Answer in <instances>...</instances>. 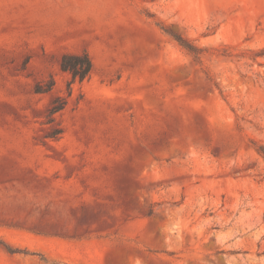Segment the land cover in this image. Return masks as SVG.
<instances>
[{"label":"rangeland","instance_id":"374dc122","mask_svg":"<svg viewBox=\"0 0 264 264\" xmlns=\"http://www.w3.org/2000/svg\"><path fill=\"white\" fill-rule=\"evenodd\" d=\"M260 146L264 0H0V264H264Z\"/></svg>","mask_w":264,"mask_h":264},{"label":"trees","instance_id":"16d2710c","mask_svg":"<svg viewBox=\"0 0 264 264\" xmlns=\"http://www.w3.org/2000/svg\"><path fill=\"white\" fill-rule=\"evenodd\" d=\"M160 29L169 35L173 40H175L182 48H184L187 52H189L194 58L198 59L200 54L202 53V48L194 45L191 41H189L186 37H184L181 33L172 30L168 26L162 25ZM60 67L62 70L67 71L71 80L70 83L75 80L81 82L85 79L91 70L92 64L91 60L87 53L83 52L80 54L75 53H65L61 56ZM51 86L47 87L45 90H36L37 92L47 91ZM65 101L62 98H55L49 107V115L52 116L59 110L63 108ZM257 152L264 158V147L260 146L257 149Z\"/></svg>","mask_w":264,"mask_h":264}]
</instances>
